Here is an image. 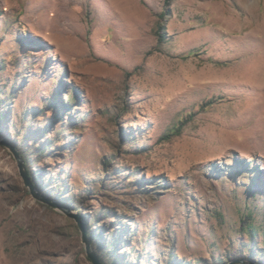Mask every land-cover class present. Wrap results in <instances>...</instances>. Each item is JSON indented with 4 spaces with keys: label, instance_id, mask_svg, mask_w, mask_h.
Wrapping results in <instances>:
<instances>
[{
    "label": "rangeland",
    "instance_id": "374dc122",
    "mask_svg": "<svg viewBox=\"0 0 264 264\" xmlns=\"http://www.w3.org/2000/svg\"><path fill=\"white\" fill-rule=\"evenodd\" d=\"M76 216L103 264H264V0H0V264H93Z\"/></svg>",
    "mask_w": 264,
    "mask_h": 264
},
{
    "label": "water",
    "instance_id": "95a60500",
    "mask_svg": "<svg viewBox=\"0 0 264 264\" xmlns=\"http://www.w3.org/2000/svg\"><path fill=\"white\" fill-rule=\"evenodd\" d=\"M5 144L6 146L9 147L10 151L13 153V156L17 162V166H18V169H19V173L23 179V182L25 185L29 186V189H30V192L33 193V190H32V187H31V184L29 182V179L27 177V173L23 167V162L21 160V157L19 156V154L17 153V151L9 144L7 143H3ZM47 201V200H45ZM49 202V201H47ZM50 203V202H49ZM54 206H57L55 203H53ZM65 212H68L67 210L64 209ZM76 219H77V216H76ZM77 223H78V226L80 228V237H81V241L82 243L84 244V249H85V253L87 255V257L91 260V262L93 264H103V262L92 252V250L90 249V246H89V237L87 235V232L85 231V229L82 227L81 223L78 221L77 219ZM225 264H248L245 260L243 259H235V260H232V261H229Z\"/></svg>",
    "mask_w": 264,
    "mask_h": 264
}]
</instances>
